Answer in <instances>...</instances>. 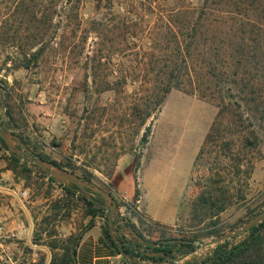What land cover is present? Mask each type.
<instances>
[{"label": "trees", "instance_id": "trees-1", "mask_svg": "<svg viewBox=\"0 0 264 264\" xmlns=\"http://www.w3.org/2000/svg\"><path fill=\"white\" fill-rule=\"evenodd\" d=\"M91 1L98 13L105 2H113ZM118 2L117 13H102L100 18L82 23L79 19L82 0H0V36H6L13 44L17 41L24 69L49 51L68 60H79L85 55L83 65L89 73L91 91L114 95L109 106L95 104L83 114L82 143L77 147L80 151H76L75 136L71 154L64 163L40 152L36 154L92 183V174L75 168L73 162L84 157L81 160L84 165L99 168L97 156L87 161L83 147L102 129L109 133L116 126L118 138L120 131L129 138L127 145L118 149L116 145L111 150L104 149L110 157V169L102 174L109 179L117 160L132 151L135 139L139 138L142 146L148 143L147 123L160 112L171 91L195 95L217 109L194 160L195 165L203 163L210 173L190 208V227L201 228L204 233L191 238L166 237L171 229L138 217L139 227L144 231L159 232V239L150 241L129 220L116 215L113 220L116 230L124 223L145 243L139 244L118 232V242H114L99 194L89 192V197L75 185L65 186L33 164L28 169V161L9 153L1 138L0 151L8 153L5 170L14 176L35 172L49 183H57L65 199L82 202L90 219L85 230L93 226L95 218H101L102 240L116 253L126 255L134 263L140 259L175 264L177 254L185 256L195 246L170 241H195L221 234L215 229V219L229 205L245 201L251 170L257 161L264 159V0H201L197 7L186 0ZM91 37V48L86 51ZM114 57L120 59L115 68ZM112 74L116 75L113 79ZM128 82L136 85L130 95L125 91ZM9 99L7 92L4 99L7 119L0 117L6 131L13 127ZM106 139L99 138L102 147L108 146ZM110 139L116 141L114 135ZM136 159L137 165L139 157ZM225 168L228 170L224 175ZM110 195L117 210L121 203L114 194ZM138 197L135 188L134 202ZM61 202L49 206L54 211V220L64 219L59 213ZM81 235L59 241L54 234H48L49 239H54L47 243L48 264H75V249ZM242 235L245 237L238 242L235 240L241 235L214 245L211 255L198 264H264V221Z\"/></svg>", "mask_w": 264, "mask_h": 264}, {"label": "rangeland", "instance_id": "rangeland-1", "mask_svg": "<svg viewBox=\"0 0 264 264\" xmlns=\"http://www.w3.org/2000/svg\"><path fill=\"white\" fill-rule=\"evenodd\" d=\"M118 1L113 0L109 4L105 2L102 11L98 13L91 0H82L79 6V19L85 23L89 19L100 18L102 13H117L120 8ZM186 1L193 7L201 4V0ZM149 21L151 22L152 18H149ZM9 40L6 36H0V94L4 101L8 92L9 106L13 109V127L12 130L7 131L17 135L19 139L21 137V142L25 141L26 148L34 153L40 152L49 159L64 163L66 157L71 154V143L75 136L76 151H80L77 147L82 143L80 129L85 111L90 110L95 104L99 107L109 106L114 102V95L111 92L95 94L91 91L89 73L83 65L85 55L79 60H68L49 51L37 63L31 62L29 67L24 69L21 66L17 41L13 44ZM91 44L92 37L87 42L86 51L90 50ZM118 62H120L118 57L112 59L113 68ZM115 76L112 74L111 79ZM135 86L134 83L128 82L125 87L126 93L132 94ZM216 111L215 106L200 100L195 95L189 96L173 90L160 112L147 123L150 124L148 143L142 146L137 138L132 151L125 154L131 156L129 168H140L141 161L153 162L146 170L144 178L149 192L158 185L173 199L187 186L179 206L176 227L167 231L166 237L191 238L204 233L201 228L190 227V208L210 173L209 168L203 163L195 165L194 160ZM117 130L116 126L110 129L109 133L102 129L101 133H97L83 147L87 161L90 162L92 157L97 156L96 164L99 168L84 165L81 161L84 157L73 162L75 168L90 172L93 176L92 183L110 194H114L112 184L108 181L110 178L102 174L110 169L108 162L110 157L104 149L111 150L115 145L118 149L121 145H127L129 138L124 131H120L121 138H118ZM111 135H114L115 142L111 141ZM100 137L107 138L108 146H101ZM136 156L139 157V161L136 165V159L134 165L133 158ZM7 164L8 153L1 150L0 166L5 168ZM26 166L28 169L33 168L29 162ZM76 170L78 174L81 173V170ZM224 170L222 172L225 175L228 169ZM247 182L245 201L229 205L219 218L215 219V229L225 233L239 228L264 209V159L255 163ZM0 186L26 191L27 196L22 201L28 209L27 217L17 202L0 207L1 228L15 233V228L18 229L16 226L22 224L23 231H28L29 227L32 229L29 246L24 245L22 234L19 237L2 239L0 264H46L47 260L49 263L50 251L47 243L54 239H49L48 234H54L56 240L65 241L69 236H80L90 220L86 216L82 202L74 198L65 199L57 183L44 181L35 172L18 176L10 172L9 178L0 177ZM0 198L4 196L0 194ZM58 200L62 201L59 213L64 219L54 220L52 218L54 211L50 210L49 206ZM8 215L11 217L5 221L3 218ZM4 223L8 225L3 227ZM140 229L150 241L160 236L155 230ZM244 237L241 234L235 242ZM212 238L214 237L195 241L204 243ZM213 246L185 255L183 264L200 263L211 255ZM43 247L47 252L42 250Z\"/></svg>", "mask_w": 264, "mask_h": 264}, {"label": "crops", "instance_id": "crops-1", "mask_svg": "<svg viewBox=\"0 0 264 264\" xmlns=\"http://www.w3.org/2000/svg\"><path fill=\"white\" fill-rule=\"evenodd\" d=\"M129 155H124L118 159L116 168H114L112 177L108 180L112 184V191L115 197L120 203L127 204L130 208L125 212L124 218L129 220L132 224L136 226L139 231L138 217L143 218L147 223L151 222L158 224L160 227L166 229H173L176 227L178 221V210L180 203L182 202L185 190L179 193L175 198H171L164 189L156 185L150 192L146 187L145 183V173L149 166L153 163L151 160L146 161L145 163H140V168H129L130 165ZM134 165L136 163V158H133ZM0 172V177L9 178V170L2 168ZM44 181H47L46 178H43ZM189 181V179H188ZM135 188L139 191V197L134 202V192ZM7 187L0 186V194L4 198H0V207L2 208L5 204L12 202H17L20 205V208L23 210L25 215L28 217V209L23 204V201L17 200L15 197L11 196L7 192ZM47 199H44L46 201ZM11 216H5L3 219L7 221ZM12 223V221H11ZM103 222L102 219L97 217L94 219L93 226L88 228L81 235L80 242L75 249L74 263L75 264H130L127 257L118 254L114 251L113 248L109 246L107 242L102 240L101 226ZM7 223H4V226H7ZM15 228L16 232L6 231L4 228L0 230V242L2 239H9L11 237H19L23 235L25 240L24 245H31L29 242V235L32 229L29 227L28 231H23V225L19 224ZM27 227V226H26ZM142 232V231H141ZM143 234V233H142ZM144 235V234H143ZM145 239H149L148 236L144 235ZM158 238L153 239L152 241L158 240ZM44 251L45 248L43 247ZM185 260L184 256L177 257L175 264H183ZM132 262V260H131ZM48 260L46 261V264ZM133 264H167L165 262H154L152 260H140L137 259Z\"/></svg>", "mask_w": 264, "mask_h": 264}, {"label": "water", "instance_id": "water-1", "mask_svg": "<svg viewBox=\"0 0 264 264\" xmlns=\"http://www.w3.org/2000/svg\"><path fill=\"white\" fill-rule=\"evenodd\" d=\"M0 117L2 120H6V114H5V107H4V101L3 97L0 94ZM0 138L5 144L7 150L9 153L14 154L17 157L23 158L29 163L33 164L38 169L45 172L47 175L53 177L57 181L62 182L65 186H69L70 184L75 185L80 192H83L87 196L90 197L89 192H94L99 194L102 199L103 203L101 206L107 210V226L110 233L111 238L114 240V242H118V239L116 237L117 232L132 239L133 241H136L139 244H144L145 240L131 227L125 225L122 223L121 229L116 230L114 228L113 220L117 215L116 211V205L115 202L110 195V193L104 191L99 186L89 182L88 180H84L77 175L54 165L53 163L43 160L40 158L36 153H34L32 150L26 148L24 143L21 142L19 137L9 131H6L3 129L1 123H0ZM264 221V209L260 211L258 214H256L252 219L245 222L242 226L239 228H236L234 230H230L225 233H221L218 236L210 239L207 242H200V241H190V240H172L171 243L179 242V243H188L195 246V249L192 253H194L196 250H200L206 247H210L213 245H216L218 243H221L226 240H231L233 238H236L240 236L241 234L246 233L253 227L257 226L259 223ZM156 245V244H155ZM127 257L126 255H124ZM128 258V257H127ZM130 264H133L131 260L128 258Z\"/></svg>", "mask_w": 264, "mask_h": 264}, {"label": "built area", "instance_id": "built-area-1", "mask_svg": "<svg viewBox=\"0 0 264 264\" xmlns=\"http://www.w3.org/2000/svg\"><path fill=\"white\" fill-rule=\"evenodd\" d=\"M7 192L15 197L17 200L19 201H22L26 198L27 196V192L26 191H16L14 189H11V188H7ZM130 208V206H128L127 204H123L121 203L118 207V209L116 210L117 211V216L119 218H124L125 216V212ZM0 230H1V226H0Z\"/></svg>", "mask_w": 264, "mask_h": 264}]
</instances>
